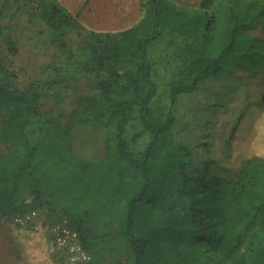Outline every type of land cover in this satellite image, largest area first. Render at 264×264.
Listing matches in <instances>:
<instances>
[{
	"label": "trees",
	"instance_id": "1",
	"mask_svg": "<svg viewBox=\"0 0 264 264\" xmlns=\"http://www.w3.org/2000/svg\"><path fill=\"white\" fill-rule=\"evenodd\" d=\"M53 1L43 18L61 59L23 89L0 61V216L40 210L78 183L90 196L63 210L88 250L89 225L115 222L133 264H264V155L227 176L209 163L197 172L174 135L180 96L224 72L264 78V0H147L119 31L91 29ZM67 99L70 115L43 109ZM87 122L106 136L99 162L73 151L72 126Z\"/></svg>",
	"mask_w": 264,
	"mask_h": 264
},
{
	"label": "rangeland",
	"instance_id": "2",
	"mask_svg": "<svg viewBox=\"0 0 264 264\" xmlns=\"http://www.w3.org/2000/svg\"><path fill=\"white\" fill-rule=\"evenodd\" d=\"M177 1L187 5L201 2ZM50 2L55 4L53 0ZM56 2L67 14L76 16L91 29L119 31L132 27L144 16L147 0ZM0 3L3 13L0 17V61L10 72H16L15 83L23 89L31 80L43 77L46 67L61 58L43 18L44 0H1ZM12 44L18 50L17 56L10 53ZM75 108L71 99L50 100L43 106L44 111L57 116L70 115ZM175 113V138L192 148L197 172H203L209 163L212 174L227 176L244 160L264 155V78L250 79L240 73L224 72L207 81L199 91L180 96ZM2 124L0 118V128ZM71 133L73 151L78 157L95 162L104 158L106 136L98 123L76 124ZM8 151L9 145L0 141V154ZM72 190V194L69 191L56 193L57 200L54 198L38 210L35 228L18 226L13 218L0 216V264H56L58 254L50 240L49 228L66 219L64 199L74 200L82 194L88 197L91 194L78 183ZM86 201L78 204V210L90 208V199ZM56 221L58 223L53 224ZM91 224L95 225H89L92 232L87 237L91 264H133L127 238L117 223L106 231Z\"/></svg>",
	"mask_w": 264,
	"mask_h": 264
},
{
	"label": "built area",
	"instance_id": "3",
	"mask_svg": "<svg viewBox=\"0 0 264 264\" xmlns=\"http://www.w3.org/2000/svg\"><path fill=\"white\" fill-rule=\"evenodd\" d=\"M38 217L39 211L33 210L15 216L13 220L18 226H33L37 224ZM49 235L58 254L56 264H90L92 262V254L83 244L81 234L71 227L68 219L50 227Z\"/></svg>",
	"mask_w": 264,
	"mask_h": 264
}]
</instances>
